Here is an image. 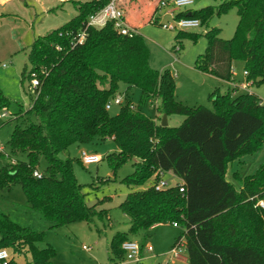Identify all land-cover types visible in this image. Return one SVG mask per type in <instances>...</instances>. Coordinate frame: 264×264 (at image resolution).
<instances>
[{"label":"trees","instance_id":"16d2710c","mask_svg":"<svg viewBox=\"0 0 264 264\" xmlns=\"http://www.w3.org/2000/svg\"><path fill=\"white\" fill-rule=\"evenodd\" d=\"M105 2L73 0L76 13L30 45L22 81L34 76L37 85H27L28 109L14 113L24 116L26 125L16 124L8 139L11 153H24L26 160L1 165L0 191L20 186L26 206L50 227L96 218L111 222L109 209L86 203L91 184L79 183L73 173L74 163L83 165L80 157H60L74 145L89 150L88 144L110 139L115 149L104 158L112 175L128 161L133 171L120 180L129 189L118 205L128 217V229L113 234L109 261L115 264L114 259L125 257L121 244L128 235L143 240L152 226L175 222L181 231L174 244L184 241L187 264H264V210L255 206L264 197V161L253 174L233 172L238 188L226 178L230 163L264 143V101L251 91L233 95L218 89L209 95L211 108L176 100L172 74L149 66V51L139 32L122 35L111 22L86 26L87 17ZM120 4L128 18L122 0ZM231 8L238 21L232 37L224 40L219 28H208V22ZM176 17H194L206 27L201 34L178 30L174 36V46L180 38H206L205 51L194 62L196 70L228 82L238 60L250 85L264 80V0H220L217 6L184 10ZM79 32L84 33L80 43L73 40ZM120 84L139 90V105L151 99L156 120L144 115L126 94L119 111L110 115L105 104ZM14 102L0 90V110ZM163 114L183 119L177 126H161ZM39 157L46 166L36 178L32 172ZM167 172L179 182L156 189ZM236 227L240 236L226 233ZM43 235V230L20 225L0 211V249L28 254L31 264H51L53 247L37 245ZM138 244L141 253L142 242ZM7 264L17 263L11 256Z\"/></svg>","mask_w":264,"mask_h":264},{"label":"rangeland","instance_id":"374dc122","mask_svg":"<svg viewBox=\"0 0 264 264\" xmlns=\"http://www.w3.org/2000/svg\"><path fill=\"white\" fill-rule=\"evenodd\" d=\"M73 0H7L4 7L0 8V90L7 98L15 101L5 111V117L0 116V167L7 161L26 160L24 153H11L8 145L9 135L16 124L25 126L27 120L24 116H15L19 108L22 112L28 109L31 95L28 93L27 80L22 81L21 72L25 65L28 67L27 51L37 36L44 35L50 30L59 27L75 13ZM83 1V0H81ZM157 0H122L124 7L128 10L126 17L135 23L142 25L137 29L143 36L149 51V66L157 71H169L175 82L174 96L176 100L189 107L204 106L211 108L209 100L210 93L219 88L220 92L226 91V84L219 83L194 68L197 56L205 51L207 40L204 36L198 37L196 41L189 38H180V43L174 46V36L178 31L176 28L166 29L158 23L168 21L165 15L167 7L156 10ZM220 0H193V4L186 10H198L205 6H217ZM151 5V6H150ZM133 9L135 14L129 13ZM137 9V10H135ZM156 19V23L152 20ZM238 17L234 8L219 15L214 14L209 22L208 28H219V37L230 39L235 31ZM206 30L205 26L187 30L198 34ZM177 47V49H176ZM232 82L236 85L246 83L243 73L242 62L234 61L232 65ZM30 90V89H29ZM251 91L264 101V80L258 84H251L246 90L236 89V94ZM128 95L134 106L140 111L156 120L155 104L151 99L139 103L140 92L137 88H126L120 84L116 95ZM231 94L232 91H231ZM234 95V94H233ZM119 105L111 104L108 110L110 115L119 111ZM31 121H35L30 116ZM183 119L180 115H170L167 120L169 126H177ZM80 148L76 145L70 147L68 152H62L61 158L69 156L77 157ZM84 148V147H83ZM90 151L99 154L102 160L96 164L79 165L73 164V173L81 184H91L87 187L86 203L89 205L98 203L99 208L109 209L108 219H94L91 223L74 222L66 225L50 227V223L42 218L39 212L29 209L25 203L22 189L18 185L10 189L0 191V211L20 225L28 226L34 230H43L42 241L37 243L38 247L50 244L54 251L51 264H114L109 261L105 243L116 231H127L128 217L119 209V203L129 191L120 180L132 173L131 161L119 167L112 175L105 153L115 149L110 139L103 142L88 144ZM264 161V143L260 150L245 154L228 165L226 178L238 188L239 183L233 178L232 173L237 172L240 176L253 174L258 166ZM46 162L39 157L36 170L42 172ZM171 174V173H170ZM166 186H172L177 179L163 175ZM105 197L110 199L104 200ZM226 233L231 237L241 235L240 228ZM179 233V229H176ZM86 247V249L83 248ZM9 256L13 257L17 264H31L28 254H15L7 250ZM115 264H155L149 260L139 261L127 260L125 257L114 259Z\"/></svg>","mask_w":264,"mask_h":264},{"label":"built area","instance_id":"2783aa9c","mask_svg":"<svg viewBox=\"0 0 264 264\" xmlns=\"http://www.w3.org/2000/svg\"><path fill=\"white\" fill-rule=\"evenodd\" d=\"M105 1H106L105 4L101 8L91 13L87 17L86 26L101 27L107 22H111L113 28L122 35L132 36L133 34L138 32L136 27L131 26L126 21L124 9L121 7L120 4L121 0H105ZM192 4H193V0H158L156 2V10L167 7L165 11V15L169 16L168 21H161L158 24L166 29L176 28L177 30H191L198 28L199 27L198 19L194 17H176V14L178 12L186 10ZM83 38H84L83 32H79L77 33L76 36H73V40L79 43L83 40ZM243 73L246 76V71H243ZM36 85H37V80L34 76H32L29 82V88L32 89ZM230 85L233 87V89L246 90L247 87L250 85V82L246 80V83H241L238 85H234V84H230ZM122 100H123V96L115 95L111 100H109L105 104V109L109 110L111 104L120 105L122 103ZM5 114H6L5 112H2L0 116L5 117ZM80 160L83 163V165L96 164L101 161V156L97 153H87L82 151L80 153ZM32 175L36 178H39L41 176V173L38 172L37 170H34L32 172ZM166 187L168 186H166V181L163 179H160L155 186L156 189L166 188ZM179 191L180 192L182 191V187L179 188ZM255 206L264 210V197L259 198L256 201ZM171 225L174 227H178V225L175 222H172ZM262 229L264 230V226ZM83 248L86 249L85 246H83ZM121 248L124 251L125 259L135 260V261L140 260L141 255H140V246L138 242L133 240H126L122 242ZM184 251H185L184 241L180 240L169 249L167 255L169 259L177 258ZM9 258L10 256L7 249L1 248L0 264H7ZM163 264H172V263L170 260H168Z\"/></svg>","mask_w":264,"mask_h":264},{"label":"crops","instance_id":"0c3cea01","mask_svg":"<svg viewBox=\"0 0 264 264\" xmlns=\"http://www.w3.org/2000/svg\"><path fill=\"white\" fill-rule=\"evenodd\" d=\"M7 0H0V8L4 7V5L6 4ZM122 5L124 7V4L122 2ZM125 8V7H124ZM125 10L128 12V10L125 8ZM137 10V9H135ZM129 13H132V15L134 16L135 12L133 9H130ZM126 21L128 22V24H130L133 27H136L137 29L142 25L141 23H135L132 19L126 18ZM206 75H209L207 73H204ZM233 75V72H232ZM210 77H213L214 80H216L219 83H224L226 84V91H232L233 94H236V92H234L233 87L230 84H234L232 81H222L212 75H209ZM232 80V79H231ZM219 90V88H217ZM220 91V90H219ZM225 92V91H224ZM166 120H168L166 118ZM87 152V153H94L92 151H89L87 149H82L80 148V153L81 152ZM80 157V154H79ZM168 176H172L174 178H176L173 174H170L169 172L166 173ZM233 175V173H232ZM177 179V182H179V179ZM111 218V217H110ZM110 223L114 224V221L112 220ZM128 229V226H127ZM179 229V233H180V228L179 227H174L172 226L170 223H163V224H157L152 226L151 228L148 229V231L146 232V236L145 238L142 240L141 236H135V235H128L127 238L129 240H133L136 242H142V250H141V257L142 260H149L152 261L155 264H163L164 262L170 260L172 264H187V257L185 254V251L182 252L180 254L179 257L177 258H170L167 255V252L169 251V249L172 247V245L174 244L176 237L179 235V233H177V230ZM117 232V231H116ZM118 232H126V231H118ZM113 236V235H112ZM111 236V238H112ZM111 238L106 241L105 243V248L106 251L108 253V245L109 242L111 240ZM121 264V263H118Z\"/></svg>","mask_w":264,"mask_h":264},{"label":"water","instance_id":"95a60500","mask_svg":"<svg viewBox=\"0 0 264 264\" xmlns=\"http://www.w3.org/2000/svg\"><path fill=\"white\" fill-rule=\"evenodd\" d=\"M159 124H160L161 126H166V125H167V120H166V115H165V114H163V115L161 116V119H160V121H159Z\"/></svg>","mask_w":264,"mask_h":264}]
</instances>
